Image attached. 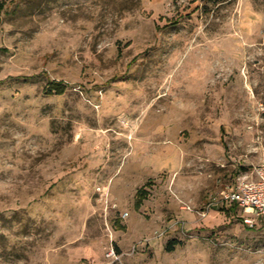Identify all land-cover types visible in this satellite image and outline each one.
Returning <instances> with one entry per match:
<instances>
[{
  "label": "rangeland",
  "instance_id": "obj_1",
  "mask_svg": "<svg viewBox=\"0 0 264 264\" xmlns=\"http://www.w3.org/2000/svg\"><path fill=\"white\" fill-rule=\"evenodd\" d=\"M261 103L264 0H0V264H264Z\"/></svg>",
  "mask_w": 264,
  "mask_h": 264
},
{
  "label": "built area",
  "instance_id": "obj_2",
  "mask_svg": "<svg viewBox=\"0 0 264 264\" xmlns=\"http://www.w3.org/2000/svg\"><path fill=\"white\" fill-rule=\"evenodd\" d=\"M259 110L264 116V103L260 104ZM246 179L241 180L235 188L222 192L221 196L223 202L236 205L248 215L243 217V222L254 228L264 222V163L255 168L252 180ZM110 256H115V252L112 251Z\"/></svg>",
  "mask_w": 264,
  "mask_h": 264
},
{
  "label": "trees",
  "instance_id": "obj_3",
  "mask_svg": "<svg viewBox=\"0 0 264 264\" xmlns=\"http://www.w3.org/2000/svg\"><path fill=\"white\" fill-rule=\"evenodd\" d=\"M66 91V86L61 83V82H55L52 81L50 83H48L46 89H45V93L48 95H64ZM147 187H149L148 185H146L145 187L141 188L137 194H136V208H139L143 205L144 201L147 198L148 195V191H147ZM182 243L178 242V241H171L168 243L167 245V252L172 253L175 251L177 246H181Z\"/></svg>",
  "mask_w": 264,
  "mask_h": 264
},
{
  "label": "bare ground",
  "instance_id": "obj_4",
  "mask_svg": "<svg viewBox=\"0 0 264 264\" xmlns=\"http://www.w3.org/2000/svg\"><path fill=\"white\" fill-rule=\"evenodd\" d=\"M181 70V68L179 69V71Z\"/></svg>",
  "mask_w": 264,
  "mask_h": 264
},
{
  "label": "crops",
  "instance_id": "obj_5",
  "mask_svg": "<svg viewBox=\"0 0 264 264\" xmlns=\"http://www.w3.org/2000/svg\"><path fill=\"white\" fill-rule=\"evenodd\" d=\"M262 104V103H261Z\"/></svg>",
  "mask_w": 264,
  "mask_h": 264
}]
</instances>
